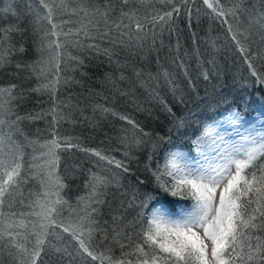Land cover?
<instances>
[{
	"label": "trees",
	"instance_id": "trees-1",
	"mask_svg": "<svg viewBox=\"0 0 264 264\" xmlns=\"http://www.w3.org/2000/svg\"><path fill=\"white\" fill-rule=\"evenodd\" d=\"M45 2L49 5L53 3L61 5L58 13L54 9L51 21L60 25L56 31L60 32L63 29L64 33H68L71 29V34L66 37V42L60 49L40 50L41 38L45 32L50 31V23L42 19L46 9H42L36 0H0V9H10L7 12H0V54L7 58L4 66L0 67V88L7 89L13 84L17 85L14 94L20 92L24 94L23 100L15 104L18 113L21 116L39 113L42 117L21 121L19 129L23 135L19 133L13 135V139L20 145L22 169L28 173L29 179L20 188L23 197L20 194L5 196L4 204L0 206V232L10 230L15 234V243L30 247L26 243L29 239L28 231L18 225L22 221L24 225L30 226V221L35 220V217L28 215L31 211L28 205L31 202L39 199L43 203L45 199L51 201L58 197L62 198L67 203L53 206L57 209L62 207V215L58 217L57 222L63 221L64 225H67L76 219L77 213L85 211L90 191V186L85 185L92 173L108 177L113 174L119 175L118 169L109 167L91 151L80 149L95 150L102 155L125 160L135 174L131 177L126 176V182L130 181L134 185L135 177L145 180V185L140 186V191L151 193L155 197L149 202L145 215L157 206L166 208L171 213L180 206L190 208L192 205L190 198L172 197L160 190L151 173L146 170V165L153 170L158 166L162 167L166 153L175 150L177 146L184 152L193 151L190 139L195 138L194 134L199 135L205 124L211 123L209 117L223 119L221 113L227 115L226 107L215 105L218 92L234 102L239 101L242 95H252V105L246 110H241V115L246 119L256 117L257 110L262 107L256 101V97L264 96V87L256 83L245 56H248L257 74L264 76V52H260L259 42L252 44L251 39L244 41L238 36L245 48H251L250 53H241L232 40L234 34L244 32L246 29L251 32L246 16L239 15L238 18L228 16L225 22L217 18L203 0H187V3L184 0H130L128 6L123 5L121 0H45ZM210 2L215 4L216 0ZM234 2L235 0H219L225 8L231 7ZM105 4L115 9L113 18H119L121 9L127 12L132 8L145 22L146 27H151L147 21L152 15L172 11L173 5L179 8L178 13L173 12L171 22L164 25L163 30L159 23L154 29L156 47L159 50L158 60L156 52L148 51L151 33L146 41L147 54L143 59L140 56H127L120 48L113 49L121 60L128 59L137 68L143 69L148 89L156 88L160 97L172 107L175 116L185 120V126L179 132L173 126V117L149 95L148 90L139 86L132 88L127 83L117 80L120 88L129 91V95H121L105 79L106 74L113 79L120 75V70L114 64H109L108 58L103 54V49L111 47L106 39L97 35L95 30L90 32L95 39H88L83 31L77 35V30L81 27L78 21L81 18L74 14L73 10L84 6L89 10L94 7L104 10ZM244 6L250 12L264 9L261 0H244ZM37 13L41 18L37 17ZM124 23L128 21L125 19ZM229 26L232 28L231 32ZM100 28L103 30L104 25L101 24ZM59 39L65 41V36L61 35ZM76 41L80 47L76 45ZM161 42L163 47H160ZM89 44L99 45L101 51H93L87 47ZM21 48L23 51H20ZM57 52L61 83L56 86L54 95L50 96L47 92H32L31 89L37 84L38 72L43 71L49 79L56 74ZM41 57L48 61L47 70L44 68L45 64L39 66L35 64ZM70 57L82 60L83 64L78 65L77 61ZM17 64L21 67L17 68ZM164 72H167L174 82L176 98L164 84L162 75ZM204 72L208 73L209 80L203 78ZM128 74L126 71L125 75ZM147 74H151L154 79H149ZM65 80L67 83H64ZM181 96L184 98L183 104L177 99ZM202 97H209L215 110L202 103L200 100ZM4 99L6 101L7 97ZM104 108L111 111L103 112ZM50 110L56 115L51 114ZM112 112L128 116L148 135L144 136L138 130H133L131 125L111 114ZM0 118L5 120L3 134L7 136L9 116L4 113ZM123 137L127 139L122 142ZM158 137H164V140H159ZM136 138L146 143L136 146ZM53 139L61 142V147L55 149L59 157L56 167H52L48 161L46 155L48 148L45 147ZM65 140L79 145V148L71 147L65 151L63 144ZM153 142L157 145L155 152L152 151ZM125 152H129L133 157L131 161L125 159L123 155ZM149 155L152 157L150 162ZM73 166L74 170L69 171ZM57 178L66 187L59 189ZM29 193L34 195L29 196ZM36 210L39 211L38 208ZM21 213L25 215L21 216ZM132 215L134 213L128 216L129 220ZM97 219L100 227L108 228V239H104L101 233L95 234L91 240V250L97 255L102 253V257L96 260L82 258L72 245H68L72 256L64 257L62 264H139L135 251V245L140 243L139 227L135 231L125 228L121 237L113 240L109 227L110 210L107 206L101 209ZM125 236L130 238L126 239ZM7 239L5 236L0 240V264H18L17 260L8 255ZM42 258L46 264H53L51 258Z\"/></svg>",
	"mask_w": 264,
	"mask_h": 264
},
{
	"label": "snow or ice",
	"instance_id": "snow-or-ice-1",
	"mask_svg": "<svg viewBox=\"0 0 264 264\" xmlns=\"http://www.w3.org/2000/svg\"><path fill=\"white\" fill-rule=\"evenodd\" d=\"M184 2L187 3V0ZM36 3L42 9H46L42 19L50 23V31L45 32L41 38L40 50H44L45 41L47 48H62L66 37L71 34V29L68 33H64L63 29L57 32L56 29L60 28V25L51 22L54 9L58 13L61 5L55 3L49 5L45 0H36ZM121 3L128 6L130 0H121ZM203 3L217 18L225 22L228 16L238 18L239 15H245L251 32L246 29L244 32L234 34L232 40L241 53H250L251 48H245L241 44V39L237 38L238 36L244 41L251 39L252 44L259 42L260 52H264V9L250 12L244 6V0H235L229 8H225L219 0H216L215 4L210 0H203ZM261 3L264 4V0H261ZM7 11L10 9H0V12ZM114 11L115 9L108 4L104 5V10L99 7L89 10L87 6L78 10L74 9V14L81 18L78 21L81 27L77 30V35L83 31L85 37L95 39V36L90 35V32L95 30L97 35L106 39L111 47L103 49V54L108 58L109 64H114L120 70V75L113 79L106 74L105 79L121 95L127 96L129 91L120 88L117 80L127 83L132 88L139 86L148 90L149 95L173 117V126L179 132L184 128L185 120L175 116L172 107L160 97L156 88L148 89L143 69L137 68L128 59L121 60L118 53L113 50L120 48L126 52L127 56H140L143 59L147 54L146 41L151 33L148 51L156 52L158 60L159 50L156 47L154 29L159 23L163 30L164 25L171 22L173 12L178 13L179 8L173 5L172 11L152 15L147 21L151 27H146L145 22L132 8H129L127 12L121 9L119 18H113ZM37 17L41 18L39 13ZM125 19L128 23H124ZM61 23H67V21H61ZM101 24L104 25L103 30L100 28ZM189 27H191V20H189ZM229 31H232L231 26ZM61 35L65 36V41L59 39ZM75 43L80 47L78 41ZM87 47L96 52L101 51L97 44H89ZM160 47H163L162 42ZM20 51H23V48ZM70 58L76 60L78 65L83 64V61L76 57ZM6 60L7 58L0 54V67L4 66ZM245 61L248 63L252 76L256 78V83L264 87V76L257 74L247 55ZM45 63L47 61L42 57L35 62L37 66ZM55 63L56 74L51 79L45 76L43 71L37 73V84L31 89L32 92H47L50 96L54 95L56 86L61 83L59 52L56 54ZM16 67L20 68L21 65L17 64ZM33 70L36 71L35 68ZM126 71L128 75H125ZM147 75L149 79H154L151 74ZM162 75L165 86L176 98L172 78L167 72ZM202 75L205 80H209L207 72ZM64 83H67V80ZM156 87H159L158 83ZM16 88L15 84L7 89L0 88V116L4 113L9 116L7 136L3 134L5 120L0 118V206L4 204L6 195L12 197L20 194L23 197L20 188L29 179L28 173L22 169L21 148L13 139V135L18 133L23 135L19 129L21 121L42 118L39 113L34 115L29 113L27 116H21L18 113L15 104L23 100L24 94L23 92L14 94ZM5 97H7L6 101ZM216 97L215 105L226 107L227 115L221 113L223 119L209 117L211 123L205 124L200 134H194L195 138L190 139L192 150L197 154L195 157L189 156L177 146L175 150L166 153L162 167L158 166L153 170L146 165V170L151 173L160 190L169 193L172 197L192 200L189 209L183 210L174 218L166 208L157 206L145 215L149 202L155 199L151 193L140 191V186L145 185V180L135 177L134 185L130 181L126 182V176L131 177L135 174L125 160H117L115 157L102 155L95 150L80 149L86 152L91 151L109 167L118 169L119 175L113 174L108 177L92 173L85 185L90 186L85 211L77 213L76 219L67 225H64L63 221L57 222L58 217L62 215V207L57 209L53 206L67 203L62 198L58 197L51 201L45 199L43 203L39 199L31 202L28 205L31 209L28 215L35 217V220L30 221V226L24 225L22 221L18 225L25 227L28 231L29 239L26 243L30 247L15 243V234L12 231L0 232V240L5 236L8 238L9 257L17 260L18 264H46L42 257L51 258L53 264H62L64 257L72 256L68 249V245H72L82 258L92 260L101 258L102 253L97 255L91 250V240L97 233L103 234V238L108 239V228L100 227L97 219L101 209L107 206L110 210L111 225L109 227L113 240H118L125 228L135 231L139 227L140 243L135 245L139 264H264V96L256 97V101L262 107L257 110V115L253 119H246L241 115V110H246L252 105V95H242L237 102L219 92L216 93ZM177 99L180 104L184 103L182 96ZM200 100L215 110L209 97H202ZM50 111L51 114L56 115L54 111ZM102 111L110 112L111 110L104 108ZM111 114L126 121L133 130H138L144 136L148 135L143 133L139 125L128 116L115 112ZM256 123L260 124L259 129L256 128ZM233 135L238 139L231 138ZM126 139L123 137L122 142ZM158 139L164 140V137H158ZM145 143L146 141L142 139H135L136 146ZM63 144L65 151L71 147L79 148V145H74L70 140H65ZM156 146L153 142V152ZM45 147L48 148L46 154L48 161L51 162L52 167H56L59 157L55 149L61 147V142L53 139ZM123 155L128 161L133 159L129 152ZM151 158L149 155V162ZM72 170L74 166L73 169H69V171ZM57 185L59 189L66 187L59 178H57ZM31 195L34 194L29 193V196ZM20 202L23 205V199ZM132 213L134 215L129 220L128 216Z\"/></svg>",
	"mask_w": 264,
	"mask_h": 264
},
{
	"label": "rangeland",
	"instance_id": "rangeland-1",
	"mask_svg": "<svg viewBox=\"0 0 264 264\" xmlns=\"http://www.w3.org/2000/svg\"><path fill=\"white\" fill-rule=\"evenodd\" d=\"M45 43V42H44ZM46 44V43H45ZM45 49H49V48H47L46 47V45H45V48H44V50ZM44 68H45V70H47L48 69V61H47V63H45V65H44ZM255 122V121H254ZM256 128L257 129H259L260 128V124L259 123H256ZM231 138H234V139H238V137H235L234 135L231 137ZM185 153H187L189 156H191V157H195L197 154L194 152V151H192V152H190V153H188V152H185ZM185 209H189V208H186V207H183V206H180V207H178L177 209H176V211L175 212H169L174 218H176L177 217V214H179V213H181L183 210H185Z\"/></svg>",
	"mask_w": 264,
	"mask_h": 264
}]
</instances>
